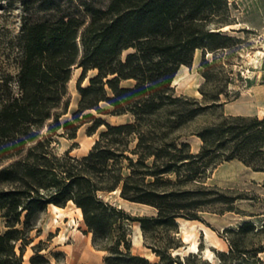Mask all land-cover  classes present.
<instances>
[{
	"label": "trees",
	"instance_id": "16d2710c",
	"mask_svg": "<svg viewBox=\"0 0 264 264\" xmlns=\"http://www.w3.org/2000/svg\"><path fill=\"white\" fill-rule=\"evenodd\" d=\"M228 10V0H19L18 29L0 54V212L6 224L0 264H22L31 218L68 202L80 209L93 245L108 251L105 264H204L197 253L172 250L181 245L173 234L179 218L199 220L203 207L230 203L219 188L204 184L207 172L232 159L264 171V116L225 115L187 130L200 113L221 104L220 95L230 100L226 90L205 88L213 66L205 54L237 40L217 30L229 24ZM197 49L201 98L176 94L172 81L181 65L191 66ZM74 67L81 68L78 106L62 121ZM91 69L96 74L82 86ZM128 80L133 84L121 85ZM88 110L132 119L110 124ZM87 121L88 134L105 128L86 154L54 149L55 136L74 139ZM192 134L201 139L196 153L186 141ZM111 192L153 207L155 215H129L105 199ZM129 220L138 221L157 261L130 252ZM254 230L250 221L226 229L229 250L216 251L219 264H264L258 256L264 247L245 244L243 234ZM37 257L30 264H38Z\"/></svg>",
	"mask_w": 264,
	"mask_h": 264
},
{
	"label": "rangeland",
	"instance_id": "374dc122",
	"mask_svg": "<svg viewBox=\"0 0 264 264\" xmlns=\"http://www.w3.org/2000/svg\"><path fill=\"white\" fill-rule=\"evenodd\" d=\"M228 6L226 22L230 26L227 29L219 26L217 30L237 40L225 49L205 54L209 63H213L209 68L212 77L205 88L226 90L230 94V100L226 101L224 96L220 95L218 102L221 104L200 113L189 124L187 130L213 124L225 115H257L253 113L254 108L258 107L256 109H259L260 114L264 110V106L259 107L256 102H252L248 94L237 101L233 98L235 94L242 96L243 93H248L252 85L264 81V0H228ZM18 26L19 0H0V54L4 42L17 31ZM236 27L242 29H234ZM126 53L127 50L122 55ZM201 53L202 51L197 49L191 66L180 67L174 87L176 94L201 98L198 91L204 81L200 67ZM80 72L81 68L72 69V77L68 83L70 103L68 112L61 117L62 121L71 118L77 109L79 95L76 82ZM96 72L97 70H89L82 86H86L89 78ZM132 84V80L121 82L123 86ZM99 106L111 109L104 102ZM88 112L110 124H120L132 119L129 113L112 115L97 113L95 110H88L85 113ZM91 122L82 124L77 129L74 139L55 136L52 144L54 149L62 153L72 147L70 151L72 156L81 157L86 154L99 132L105 128L102 125L95 133L88 134ZM186 141L189 142L192 152L200 150L201 139L198 136L187 135ZM207 175L204 184L219 188L230 197V203H214L203 207L198 212L199 220L179 218L177 232L173 234L181 245L173 249L172 254L184 256L190 252L197 253L204 264H219L216 251L229 250L230 232L226 229L237 230L244 221L252 222L254 231H258L256 234L251 231L243 234L246 246L264 247V171H254L240 160L232 159L219 162L209 169ZM104 197L131 216H151L156 212L153 207L125 200L116 192L108 193ZM60 208L58 215L52 206L48 205L46 210L36 213L31 218L32 229L28 233L27 244L22 248V264H30L29 258L33 254L39 255L38 264H105L104 256L108 251L93 245L92 233L87 230L80 209L71 202ZM137 224V220H129L126 223L127 239L131 243L130 252L143 255L152 262L157 261L158 257L144 245L143 238L141 243L133 241L137 233ZM5 229V220L0 212V233ZM160 238L164 239L161 234ZM112 240H108L106 244L110 245ZM191 244L196 245V251L189 248ZM18 246L16 251L20 253ZM258 256L264 259V251L259 252Z\"/></svg>",
	"mask_w": 264,
	"mask_h": 264
},
{
	"label": "crops",
	"instance_id": "0c3cea01",
	"mask_svg": "<svg viewBox=\"0 0 264 264\" xmlns=\"http://www.w3.org/2000/svg\"><path fill=\"white\" fill-rule=\"evenodd\" d=\"M234 29H242V28H234ZM182 66V65H181ZM180 66V67H181ZM180 69V68H179ZM178 69V70H179ZM172 85L175 87L176 83L173 80L172 81ZM248 93H243L242 96H238L234 101H237L238 99H240L241 97L245 98L247 97V94L249 95V97H251V101L252 102H256V104L260 107V106H264V81H262L261 83H257L256 85H252L251 89L247 91ZM255 104V103H254ZM258 108V107H256ZM254 108L253 113L257 114V115H264V110H262V114H260L259 109Z\"/></svg>",
	"mask_w": 264,
	"mask_h": 264
},
{
	"label": "bare ground",
	"instance_id": "6f19581e",
	"mask_svg": "<svg viewBox=\"0 0 264 264\" xmlns=\"http://www.w3.org/2000/svg\"><path fill=\"white\" fill-rule=\"evenodd\" d=\"M230 25H224L223 26V29H227ZM183 67H186L185 65H182ZM181 66V67H182ZM179 70L177 71L175 77H174V81L177 80L178 76H179ZM52 206V209L56 212V214L60 215V207L56 206V205H53V204H50ZM141 240H142V236H141V230H140V227H139V223L137 224V233L134 235V238H133V241L135 243H141ZM189 248L192 250V251H196V245L195 244H191L189 246Z\"/></svg>",
	"mask_w": 264,
	"mask_h": 264
},
{
	"label": "water",
	"instance_id": "95a60500",
	"mask_svg": "<svg viewBox=\"0 0 264 264\" xmlns=\"http://www.w3.org/2000/svg\"><path fill=\"white\" fill-rule=\"evenodd\" d=\"M113 193H115V192H113Z\"/></svg>",
	"mask_w": 264,
	"mask_h": 264
}]
</instances>
